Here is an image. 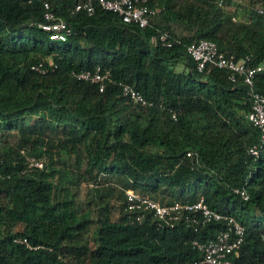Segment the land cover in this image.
Listing matches in <instances>:
<instances>
[{"label":"trees","instance_id":"trees-1","mask_svg":"<svg viewBox=\"0 0 264 264\" xmlns=\"http://www.w3.org/2000/svg\"><path fill=\"white\" fill-rule=\"evenodd\" d=\"M78 1L0 0V264H188L202 254L193 240L224 228L137 220L124 187L232 215L245 229L235 264H264V150L248 153L260 136L245 116L247 87L224 68L197 70L186 52L204 38L249 66L264 61V0H160L144 27L100 5L72 13ZM45 2L75 34L49 38ZM160 31L169 46L151 42ZM97 64L111 72L103 90L71 75ZM253 84L264 93V71ZM27 155L42 166L28 168ZM82 183L96 185L84 201Z\"/></svg>","mask_w":264,"mask_h":264},{"label":"built area","instance_id":"built-area-1","mask_svg":"<svg viewBox=\"0 0 264 264\" xmlns=\"http://www.w3.org/2000/svg\"><path fill=\"white\" fill-rule=\"evenodd\" d=\"M150 1L154 5H150ZM160 0H80L71 8V12L79 10L92 14L96 5L110 9L117 13L121 19L128 23L137 24L144 27L150 23L151 17L160 13L164 6L158 2ZM241 1V0H233ZM219 5L223 6V0H217ZM45 10L43 17L45 22L40 26L49 31V38L53 40H65L70 34L76 31L63 19L56 18L54 12L49 9L48 4H44ZM153 44L169 46L171 41L168 39L167 32L160 31L158 35L151 37ZM187 54L195 61L197 70H203L208 66H217L228 71V78L236 81L241 76L242 82L247 87V94L250 99V108L245 116L254 125L258 131L259 142L248 148V153L257 158L261 151L264 150V93L255 89L253 77L256 73L264 71V61L249 66L245 64L243 59H238L232 53H226L220 50L217 44L209 39H199L193 41L186 46ZM35 68L45 70L41 67V63ZM71 75L79 80L98 83L99 90H103L105 82L111 80V72L109 68L102 67L100 64L92 68L72 70ZM122 95L132 99L142 105H150L143 94L127 83H121ZM175 117V114L172 115ZM189 154V153H187ZM27 167H41L42 160L33 155L26 156ZM96 187V185H93ZM125 209L128 211H136L135 218L140 220L146 213H150L153 217L172 223L178 220L188 222L196 227L198 224H204L210 221H221L224 228L219 230L215 236L206 238L205 240L194 239L193 244L202 253L201 257L188 262V264H235L233 255L238 250L244 239V226L232 215L210 208L202 200L192 202L174 201L172 203H163L158 199L152 198L148 194H142L130 187L122 188ZM243 199L248 198L245 188H235L234 190ZM17 242L25 244L29 248H36L34 245L23 237L14 239Z\"/></svg>","mask_w":264,"mask_h":264},{"label":"rangeland","instance_id":"rangeland-1","mask_svg":"<svg viewBox=\"0 0 264 264\" xmlns=\"http://www.w3.org/2000/svg\"><path fill=\"white\" fill-rule=\"evenodd\" d=\"M248 0H241L240 1V4H244L245 2H247ZM234 5L235 4H232L230 7H233L234 8ZM254 5L255 6H259L260 5V1L259 0H254ZM89 189V188H92L93 190H94V187L92 186V185H90V184H87V185H85L84 183H82L81 184V187L79 188V195H78V197L79 198H81V200H83L84 201V199H85V193H86V191L88 190L87 188ZM94 193V191H92V194ZM98 206V205H97ZM97 206H93L92 205V212L95 214L96 213V210H98V207ZM78 216H80V214L78 215ZM89 235H90V245L91 246H93V236H94V225H92V224H90L89 225Z\"/></svg>","mask_w":264,"mask_h":264}]
</instances>
